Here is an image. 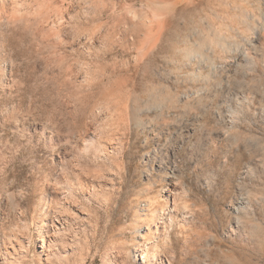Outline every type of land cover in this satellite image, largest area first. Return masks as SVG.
I'll list each match as a JSON object with an SVG mask.
<instances>
[{"label":"rangeland","instance_id":"1","mask_svg":"<svg viewBox=\"0 0 264 264\" xmlns=\"http://www.w3.org/2000/svg\"><path fill=\"white\" fill-rule=\"evenodd\" d=\"M263 29L264 0H0V264H264Z\"/></svg>","mask_w":264,"mask_h":264},{"label":"bare ground","instance_id":"2","mask_svg":"<svg viewBox=\"0 0 264 264\" xmlns=\"http://www.w3.org/2000/svg\"><path fill=\"white\" fill-rule=\"evenodd\" d=\"M260 22V21H259ZM261 23H263V22H261ZM263 25V24H262ZM257 26H258V24H257ZM264 30V29H263ZM244 50V49H243ZM246 51V50H245ZM245 51H244V53H245ZM241 54V53H240ZM245 54H248L247 53V51H246V53ZM245 54H243V57L245 56ZM247 57H248V55H247ZM246 58V57H245Z\"/></svg>","mask_w":264,"mask_h":264}]
</instances>
